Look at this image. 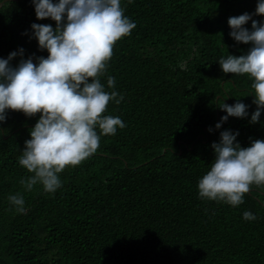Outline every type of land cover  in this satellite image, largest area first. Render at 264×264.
<instances>
[{"label":"trees","instance_id":"1","mask_svg":"<svg viewBox=\"0 0 264 264\" xmlns=\"http://www.w3.org/2000/svg\"><path fill=\"white\" fill-rule=\"evenodd\" d=\"M257 0H121L136 27L116 42L100 78L110 102L105 115L125 123L102 136L98 150L66 167L62 186L31 191L32 175L18 163L39 114L7 111L0 124V264H264V186H252L243 203L230 206L201 199L198 181L210 170L211 148L220 132L238 131L241 147L264 139L249 120L251 79L225 74L218 61L246 54L250 45L229 35V17L255 11ZM264 21V16H253ZM37 20L31 0H0V58L24 49L21 58L47 57L32 38ZM244 27L251 29V21ZM115 78L108 88L107 77ZM249 95V96H246ZM239 99L245 118L229 117L217 129L218 106ZM209 129H212L209 131ZM20 193L26 211H15L9 195ZM251 212L256 219L245 220Z\"/></svg>","mask_w":264,"mask_h":264},{"label":"clouds","instance_id":"2","mask_svg":"<svg viewBox=\"0 0 264 264\" xmlns=\"http://www.w3.org/2000/svg\"><path fill=\"white\" fill-rule=\"evenodd\" d=\"M129 3L132 0H128ZM37 20L50 19L51 24H31L32 38L47 57L21 58L24 49L0 58V124L7 111H17L26 117L39 114L29 130L30 138L18 163L32 175L21 179L26 191L37 184L45 193H55L62 186L59 174L69 166L75 167L93 155L102 136L115 135L125 123L119 116L105 115L108 104L119 105L124 99L116 91L107 92L100 78L105 75L117 41L129 36L136 27L124 15L121 0H31ZM264 0H257L252 14L229 17L230 37L238 44L250 45L246 54L228 55L218 61L225 74L248 76L256 110L249 123H259L264 109ZM251 21V29L244 27ZM108 88L115 87V78L107 77ZM249 96V95H246ZM221 116L217 129L229 117L245 118L248 105L237 99L235 104L218 106ZM212 129H209L211 131ZM239 132H220L219 142H213L214 159L210 170L198 181L201 199L223 202L230 206L242 204L244 195L253 185L264 186V139L250 141L241 147L236 142ZM8 201L17 213L23 214L25 200L16 193ZM245 220H255L249 211Z\"/></svg>","mask_w":264,"mask_h":264}]
</instances>
